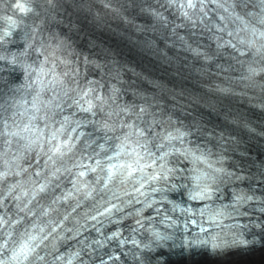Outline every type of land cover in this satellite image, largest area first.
I'll return each mask as SVG.
<instances>
[{
	"label": "clouds",
	"instance_id": "9594fccd",
	"mask_svg": "<svg viewBox=\"0 0 264 264\" xmlns=\"http://www.w3.org/2000/svg\"><path fill=\"white\" fill-rule=\"evenodd\" d=\"M261 243L264 0H0V264Z\"/></svg>",
	"mask_w": 264,
	"mask_h": 264
},
{
	"label": "snow or ice",
	"instance_id": "6c2138e0",
	"mask_svg": "<svg viewBox=\"0 0 264 264\" xmlns=\"http://www.w3.org/2000/svg\"><path fill=\"white\" fill-rule=\"evenodd\" d=\"M183 251V249H181V252Z\"/></svg>",
	"mask_w": 264,
	"mask_h": 264
},
{
	"label": "bare ground",
	"instance_id": "6f19581e",
	"mask_svg": "<svg viewBox=\"0 0 264 264\" xmlns=\"http://www.w3.org/2000/svg\"><path fill=\"white\" fill-rule=\"evenodd\" d=\"M262 264H264V262H262Z\"/></svg>",
	"mask_w": 264,
	"mask_h": 264
}]
</instances>
